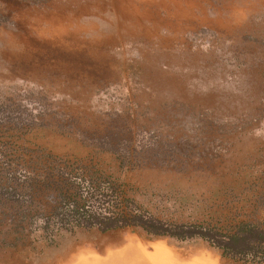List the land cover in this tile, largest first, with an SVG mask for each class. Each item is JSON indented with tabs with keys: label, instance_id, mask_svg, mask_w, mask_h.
Segmentation results:
<instances>
[{
	"label": "rangeland",
	"instance_id": "374dc122",
	"mask_svg": "<svg viewBox=\"0 0 264 264\" xmlns=\"http://www.w3.org/2000/svg\"><path fill=\"white\" fill-rule=\"evenodd\" d=\"M54 157L180 221L207 220L219 190L264 192V0H0V191ZM8 198L0 264H236L130 228L15 248ZM229 205L264 216V199Z\"/></svg>",
	"mask_w": 264,
	"mask_h": 264
},
{
	"label": "trees",
	"instance_id": "16d2710c",
	"mask_svg": "<svg viewBox=\"0 0 264 264\" xmlns=\"http://www.w3.org/2000/svg\"><path fill=\"white\" fill-rule=\"evenodd\" d=\"M81 161L61 157L47 159L40 165V172L22 175L30 180L25 190L12 187L0 191V197H9L13 202L9 214L1 211L9 217L3 222L9 227L1 238L2 243L15 248L27 243L33 248V243L37 242L57 244L59 236L74 233L79 228H97L102 232L130 228L148 239H201L236 264H264V216L256 218L251 212H232L229 205L258 202L264 199V192L243 195L219 190L214 194L215 201L222 199L223 205L215 202L207 206V220L180 221L142 210L135 198L117 191L108 178L102 180L100 176L87 177L78 172L83 166ZM89 165L97 166L100 162ZM129 165L126 160L119 161V167ZM107 185L113 188L111 192L104 191ZM40 196L45 200L41 201ZM225 207L230 211L229 216L215 215L220 211L218 208Z\"/></svg>",
	"mask_w": 264,
	"mask_h": 264
}]
</instances>
